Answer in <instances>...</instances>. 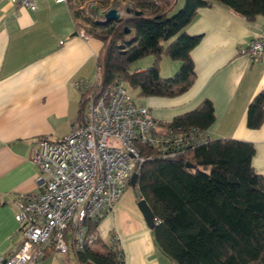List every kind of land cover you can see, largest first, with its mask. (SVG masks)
Instances as JSON below:
<instances>
[{"label":"crops","instance_id":"1","mask_svg":"<svg viewBox=\"0 0 264 264\" xmlns=\"http://www.w3.org/2000/svg\"><path fill=\"white\" fill-rule=\"evenodd\" d=\"M74 1L37 0L32 10L0 0V255L11 252L21 239L14 220L15 198L39 190L34 182L39 167L31 158L36 143L69 132L78 117L81 83L93 82L97 75L102 42L86 32ZM182 2L175 0L172 11ZM194 15L184 27L189 35H201L189 51L195 73L192 85L174 97L139 96L136 101L145 104L154 118L170 121L207 98L215 116L208 137L252 142L251 164L256 173L264 174V120L258 128L245 124L251 98L264 88V52L253 60L238 50L263 30L264 15L250 22L216 2ZM82 29L86 36L79 32ZM168 58L162 56L158 65L166 78L180 63ZM153 62L150 55L130 67L139 71ZM126 189L98 222L101 245L115 236L123 264H176L156 247L135 190ZM73 254L50 251L37 264H80Z\"/></svg>","mask_w":264,"mask_h":264},{"label":"trees","instance_id":"2","mask_svg":"<svg viewBox=\"0 0 264 264\" xmlns=\"http://www.w3.org/2000/svg\"><path fill=\"white\" fill-rule=\"evenodd\" d=\"M123 1L124 15L109 21L90 19L78 9L75 13L89 23L86 32L102 42L93 83L108 87L119 78L138 96L174 97L192 85L189 51L201 35H189L184 27L199 8L216 2L250 22L264 15V0H184L175 11V0ZM147 55L154 62L133 71L130 65ZM162 56L180 61L167 78L159 73ZM251 99L245 124L258 128L264 120V88ZM82 104L80 97L78 116ZM213 112L205 98L193 110L161 120L159 127L206 132ZM141 149L153 156L141 164L133 189L152 211L150 230L160 252L176 264H264V174L251 164L252 142L208 137L170 156H158L156 147ZM101 218L87 220L86 234H96L95 240L68 252L80 264H123L115 236L101 245L96 229Z\"/></svg>","mask_w":264,"mask_h":264},{"label":"built area","instance_id":"3","mask_svg":"<svg viewBox=\"0 0 264 264\" xmlns=\"http://www.w3.org/2000/svg\"><path fill=\"white\" fill-rule=\"evenodd\" d=\"M11 1L37 8V0ZM92 19L103 20L96 13ZM79 32L86 36L83 29ZM238 50L258 59L264 52V27ZM114 80L108 87L99 80L97 85L81 83V116L67 134L36 143L31 158L39 167L34 181L39 190L15 198L14 220L21 239L11 252L0 255V264H37L50 251L63 255L70 247L82 249L96 237L86 234L87 220L107 213L132 174H138L141 164L153 156L141 147H156L158 156H170L208 139L207 132L194 127L160 128L161 120L131 97L124 81Z\"/></svg>","mask_w":264,"mask_h":264},{"label":"rangeland","instance_id":"4","mask_svg":"<svg viewBox=\"0 0 264 264\" xmlns=\"http://www.w3.org/2000/svg\"><path fill=\"white\" fill-rule=\"evenodd\" d=\"M91 5L96 6L98 8H101V9H103V7L110 8V7H114L115 6V8L119 9L120 11H122L121 14L124 15V6H125V4H124L123 0H109L108 2H105L103 0H75L74 1V5H73L74 6L73 8H76L78 10H81L83 14H85L90 19H92L95 16V10L92 9ZM88 24L89 23H87V21L82 20V26L85 28V30L89 26ZM147 56H150V55H147ZM147 56H145V57H147ZM145 57H143V58H145ZM143 58H141V59L143 60ZM166 60L171 61V59H169V58L166 59ZM173 62H176L177 63L178 61H173ZM178 63L176 65H178ZM130 66L133 68V66H135L134 65V62ZM178 66H176V67H178ZM126 86H127V90H128L127 92H129V94L131 95V97L135 101L137 99L139 100V98H138L139 96L137 94V91L135 89H131L127 84H126ZM127 188L128 189H126V191H128V192H130V191L132 192L134 190L133 189V186L131 184H128V187Z\"/></svg>","mask_w":264,"mask_h":264},{"label":"water","instance_id":"5","mask_svg":"<svg viewBox=\"0 0 264 264\" xmlns=\"http://www.w3.org/2000/svg\"><path fill=\"white\" fill-rule=\"evenodd\" d=\"M94 10H96V14L97 16L101 17L104 21H109L112 19H116L117 17H119V12L117 10V8L114 7H110L107 10H100L97 9L95 6H92ZM136 176L137 173L134 172V174H132V176L130 177V184L133 186L136 182ZM146 200L144 198H139L138 201H136L137 206L140 210V212L142 213L141 215H143V218L147 224V227L151 228L152 225H154V217L152 214V211L148 205L147 202H145Z\"/></svg>","mask_w":264,"mask_h":264}]
</instances>
